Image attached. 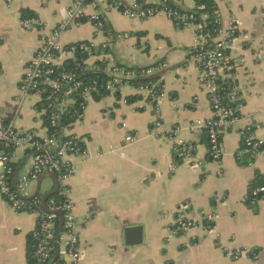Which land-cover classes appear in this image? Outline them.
<instances>
[{
  "label": "crops",
  "instance_id": "0c3cea01",
  "mask_svg": "<svg viewBox=\"0 0 264 264\" xmlns=\"http://www.w3.org/2000/svg\"><path fill=\"white\" fill-rule=\"evenodd\" d=\"M159 1L123 0L127 5L143 6ZM216 2L223 19L237 21L229 74L236 75L244 104L241 119L222 138L221 164L210 159L207 134L189 130L194 120L212 115L209 92L193 58V27L178 28L163 16L130 20L106 0H99L87 6L86 12H102V32L97 33L87 16L63 34L64 45L95 38L100 49L88 58L90 64L105 54L133 71L168 64L163 82L167 97L158 109L146 101L143 85L136 84V78L116 92L93 96L83 119L65 125L66 133L82 138L92 155L86 161L74 160L76 172L69 180L77 215L84 220L82 264H264V193L257 205L247 203L251 190L264 186V149L247 158L241 152L240 134L252 126L253 136L264 139V0ZM172 3L181 9H196L194 0ZM69 4V0H0V125L11 119L19 82L39 46L38 32L20 24L22 12L32 13L52 31L65 19ZM124 34L130 37L122 39ZM68 62L60 59L58 64L66 68ZM41 99L36 94L26 99L15 119L19 129L46 134L47 114ZM157 116L161 134L154 135ZM129 133L138 140L125 143ZM175 139L190 145V159H179L173 153ZM28 160L23 151L14 152L18 175L25 172ZM175 162L180 165L172 173ZM220 168L222 176L217 174ZM48 180L52 183L43 190ZM52 185L53 179H42L31 185L30 192L49 193ZM207 213L220 215L210 231L199 226L186 235L171 237L178 216L199 219ZM35 224V215L14 212L0 202V264L32 263L30 235ZM133 226L143 228V242L128 246L125 229ZM241 250L256 255L237 260L229 256Z\"/></svg>",
  "mask_w": 264,
  "mask_h": 264
},
{
  "label": "built area",
  "instance_id": "2783aa9c",
  "mask_svg": "<svg viewBox=\"0 0 264 264\" xmlns=\"http://www.w3.org/2000/svg\"><path fill=\"white\" fill-rule=\"evenodd\" d=\"M69 1L65 19L52 31H48L36 16H21L20 24L23 29L38 32L39 46L19 82V95L11 119L7 124L0 125V202L7 204L14 212L35 215L36 224L30 235L33 244L31 264H82L84 258L81 249V228L84 220L77 215L69 180L76 172L74 160L86 161L92 155L83 146L82 138L66 133L63 118H73V122L83 119L87 103L93 96L101 95L103 91L116 92L125 82L136 78L149 79L142 86V90L146 101L156 109L167 97L163 85L167 63L133 71L122 68L105 54L90 64L88 58L100 49L95 38L62 44L63 34L79 25L87 16L97 33L105 29L101 11L97 9L91 15L86 12L87 6L95 1L98 3L99 0ZM106 1L111 8L119 10L130 20L144 21L163 16L178 28H194L193 58L203 74L212 115L207 119L194 120L189 130L207 134L210 159L221 164L224 155L222 138L241 119L244 105L238 94L237 82L229 74V53L233 50L238 29L236 19L225 20L216 14L210 28L208 15L202 16L195 11L176 8L172 0H160L158 4L150 6L140 3L127 5L123 0ZM6 2L11 3L12 0ZM129 37V34L121 36L122 39ZM105 47L106 45L102 48ZM103 52L102 50V54ZM83 55L86 56L85 59H82ZM60 59L71 62L74 69L62 68L58 64ZM81 69L83 72H103L108 76V80L106 83H100L97 79L87 81L83 72H80ZM226 84L232 86L230 90H227ZM32 94L42 96L41 103L47 114L45 135L32 130H21L15 125V119L26 99ZM159 118L157 116L152 129L154 135L161 134L157 131L161 126ZM240 134L241 152L250 153L252 157L258 156L264 149V139L253 136L252 126L243 129ZM137 140L135 135L129 133L124 141L134 143ZM175 146H180V149H175L174 152L179 159L191 158V147L186 141L175 139ZM15 151H23L29 157L23 174L18 175L14 168ZM70 157L74 159L70 160ZM179 165L178 162L173 163L170 171L174 173ZM217 174L223 175L221 168ZM46 178L53 179L51 192H30L33 183H39ZM263 193L264 186L252 189L250 204L256 203ZM219 218L217 213L203 214L199 219L178 216L170 230L171 237L186 235L199 226L210 231ZM253 252L241 250L231 252L229 256L237 260L242 255L250 256Z\"/></svg>",
  "mask_w": 264,
  "mask_h": 264
},
{
  "label": "trees",
  "instance_id": "16d2710c",
  "mask_svg": "<svg viewBox=\"0 0 264 264\" xmlns=\"http://www.w3.org/2000/svg\"><path fill=\"white\" fill-rule=\"evenodd\" d=\"M196 3V9L194 10L195 12H197L199 15H208V23L210 24L209 27L211 28L212 22L214 21V18L216 16V14H218V4L216 2V0H194ZM174 7L178 8L177 6L174 5V3H172ZM33 16L32 13L28 12V11H23L22 12V18L25 17H30ZM86 56L83 55L82 59H85ZM150 68V67H149ZM66 69L67 70H73L74 66L71 64V62H68V65H66ZM141 69H147V68H141ZM80 72H83V69L80 70ZM83 77L87 80H93V79H97L100 83H106V81L108 80V76L103 73V72H83ZM149 79H139V80H135L134 82L136 84H142L144 85L145 82H147ZM231 85L226 84V88L227 90L231 89ZM107 92L103 91L101 93L100 96H97L98 98L106 95ZM73 122V118L70 117H65L63 118V125H68L70 123ZM31 253H32V249L30 247V243H29V248H28V259L29 261L31 260ZM256 255V252L254 251L253 253L250 254V257H254ZM31 264V263H30Z\"/></svg>",
  "mask_w": 264,
  "mask_h": 264
},
{
  "label": "water",
  "instance_id": "95a60500",
  "mask_svg": "<svg viewBox=\"0 0 264 264\" xmlns=\"http://www.w3.org/2000/svg\"><path fill=\"white\" fill-rule=\"evenodd\" d=\"M242 65V64H240ZM232 78L236 80V75H232ZM220 82V80H218ZM237 82V80H236ZM238 94H241V91L238 90ZM175 149L179 150L180 146H175L173 148V153L175 152ZM247 158L252 157L250 153H246ZM261 199V195L259 196L257 202ZM257 202L255 205H257ZM250 204V202H247ZM143 242V228L141 226H133V227H128L125 229V243L128 246H133V245H140Z\"/></svg>",
  "mask_w": 264,
  "mask_h": 264
},
{
  "label": "rangeland",
  "instance_id": "374dc122",
  "mask_svg": "<svg viewBox=\"0 0 264 264\" xmlns=\"http://www.w3.org/2000/svg\"><path fill=\"white\" fill-rule=\"evenodd\" d=\"M52 181L51 180H48L46 182H44L42 188L43 190H45L46 188H48L50 185H51Z\"/></svg>",
  "mask_w": 264,
  "mask_h": 264
}]
</instances>
